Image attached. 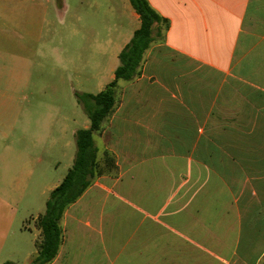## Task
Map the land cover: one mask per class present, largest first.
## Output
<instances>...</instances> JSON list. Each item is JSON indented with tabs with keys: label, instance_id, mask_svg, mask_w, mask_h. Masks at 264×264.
<instances>
[{
	"label": "crops",
	"instance_id": "crops-1",
	"mask_svg": "<svg viewBox=\"0 0 264 264\" xmlns=\"http://www.w3.org/2000/svg\"><path fill=\"white\" fill-rule=\"evenodd\" d=\"M148 1L169 20L166 37L146 51L138 77L119 81L95 134L116 173L67 208L48 264H263L264 0ZM20 5L42 17L37 1ZM126 13L85 66L99 92L141 25L130 0ZM65 176L40 195L47 201ZM23 195L18 187L1 198L0 264H31L38 252L45 211L31 214L34 228L15 229Z\"/></svg>",
	"mask_w": 264,
	"mask_h": 264
},
{
	"label": "rangeland",
	"instance_id": "rangeland-1",
	"mask_svg": "<svg viewBox=\"0 0 264 264\" xmlns=\"http://www.w3.org/2000/svg\"><path fill=\"white\" fill-rule=\"evenodd\" d=\"M35 1L42 17L20 0L13 10L0 0V202L24 188L19 230L34 228L31 214L46 210L43 185L67 174L77 152L73 130L90 121L76 94L100 90L86 80L85 66L98 52L96 40L115 33L129 5L61 0L58 14L57 0Z\"/></svg>",
	"mask_w": 264,
	"mask_h": 264
},
{
	"label": "trees",
	"instance_id": "trees-1",
	"mask_svg": "<svg viewBox=\"0 0 264 264\" xmlns=\"http://www.w3.org/2000/svg\"><path fill=\"white\" fill-rule=\"evenodd\" d=\"M130 3L139 14L141 25L119 54L120 65L114 80L96 94H76L91 124L89 128L77 131L74 163L62 182L51 191L46 210L37 219L42 240L31 264H48L57 256L63 240L61 220L67 208L82 196L95 179L102 175H114L117 170L116 158L111 151L99 153L95 134L100 132L104 120L115 108L119 81H130L140 75L146 51L152 43L164 40L169 28V20L160 15L148 0H130ZM2 264L17 263L8 260Z\"/></svg>",
	"mask_w": 264,
	"mask_h": 264
}]
</instances>
